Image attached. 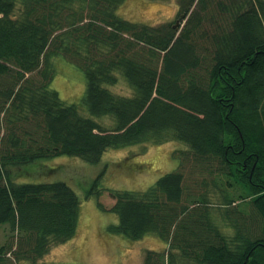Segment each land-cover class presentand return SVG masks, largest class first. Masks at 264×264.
Returning <instances> with one entry per match:
<instances>
[{
  "label": "trees",
  "instance_id": "trees-1",
  "mask_svg": "<svg viewBox=\"0 0 264 264\" xmlns=\"http://www.w3.org/2000/svg\"><path fill=\"white\" fill-rule=\"evenodd\" d=\"M124 1L0 0V264L75 235L78 193L50 180L56 167L30 178L37 164L171 140L188 148L173 152L177 169L144 191L108 190V231L166 243L142 264H264V0H177L182 20L156 25L119 17ZM58 56L84 74L78 104L50 86ZM118 75L131 95L108 87Z\"/></svg>",
  "mask_w": 264,
  "mask_h": 264
},
{
  "label": "rangeland",
  "instance_id": "rangeland-1",
  "mask_svg": "<svg viewBox=\"0 0 264 264\" xmlns=\"http://www.w3.org/2000/svg\"><path fill=\"white\" fill-rule=\"evenodd\" d=\"M116 14L146 25L177 22L179 18L177 0H125L116 9ZM54 69L50 83L52 89L63 102L78 104L85 89L83 72L62 56L55 58ZM108 87L123 95L132 93L121 75H118L117 83ZM82 112L87 115L84 110ZM99 122L105 127L112 124L108 117H102ZM175 150L188 152L187 146L176 140L159 144L144 142L107 149L97 163L61 155L48 159L45 161L46 165L37 164L30 170V178H47L49 166L56 167L50 180L66 181L78 193L81 202L75 235L52 246L36 262L27 264H142L147 249L166 250V243L154 234L130 240L108 231L109 224L117 223V216L110 210L113 200L108 190H146L160 176L177 169L179 158L174 155ZM187 162L185 159L188 172ZM13 172L16 173V169ZM89 190L92 193L86 197ZM215 200L216 197L212 196L213 206H218L219 203H215ZM228 232L231 233L232 230L229 229ZM10 235L9 226L1 225L0 244ZM13 239L15 240V234Z\"/></svg>",
  "mask_w": 264,
  "mask_h": 264
},
{
  "label": "water",
  "instance_id": "water-1",
  "mask_svg": "<svg viewBox=\"0 0 264 264\" xmlns=\"http://www.w3.org/2000/svg\"><path fill=\"white\" fill-rule=\"evenodd\" d=\"M183 16H184V15L182 14V15H181V16L178 18V20H177L176 24H178V23H179V21H180V20H182Z\"/></svg>",
  "mask_w": 264,
  "mask_h": 264
}]
</instances>
